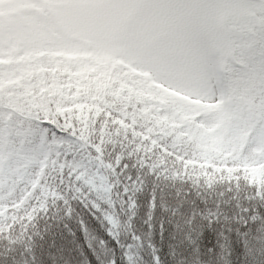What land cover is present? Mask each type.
Segmentation results:
<instances>
[{"label": "snow or ice", "instance_id": "obj_1", "mask_svg": "<svg viewBox=\"0 0 264 264\" xmlns=\"http://www.w3.org/2000/svg\"><path fill=\"white\" fill-rule=\"evenodd\" d=\"M125 155L264 200V0H0V256Z\"/></svg>", "mask_w": 264, "mask_h": 264}, {"label": "trees", "instance_id": "obj_2", "mask_svg": "<svg viewBox=\"0 0 264 264\" xmlns=\"http://www.w3.org/2000/svg\"><path fill=\"white\" fill-rule=\"evenodd\" d=\"M106 183V192L79 183L61 189L62 198L50 200L35 217L31 240L0 256V264L264 261V254L245 245L264 232V200L254 189L172 178L127 155Z\"/></svg>", "mask_w": 264, "mask_h": 264}]
</instances>
